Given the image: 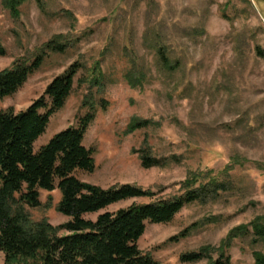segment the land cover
Returning <instances> with one entry per match:
<instances>
[{
    "label": "rangeland",
    "instance_id": "obj_1",
    "mask_svg": "<svg viewBox=\"0 0 264 264\" xmlns=\"http://www.w3.org/2000/svg\"><path fill=\"white\" fill-rule=\"evenodd\" d=\"M42 1L45 13L27 0L13 17L0 0V71L32 61L52 39L70 46L49 54L21 89L0 100V110L21 112L71 64L82 69L35 150L94 111L83 145L93 151L95 169L77 178L102 189L135 186L158 199L180 195L190 175L223 178L235 160L230 192L185 207L168 224L146 225L138 247L159 264H210L209 258L182 263L180 257L210 247L216 260L233 229L252 232L254 222H264V0ZM157 30L171 58L181 60L173 74H158L155 52L144 45V36L152 39ZM129 71L140 84L132 86ZM140 72L146 73L143 82ZM136 123L143 125L132 129ZM141 149L163 160L162 167L142 168ZM59 201L57 190L40 191V207L27 209L31 220L54 227L67 222L56 211ZM146 202L129 200L107 211ZM186 229V237L170 241ZM251 240L230 242L231 264H254L256 255L264 256V241Z\"/></svg>",
    "mask_w": 264,
    "mask_h": 264
},
{
    "label": "trees",
    "instance_id": "obj_2",
    "mask_svg": "<svg viewBox=\"0 0 264 264\" xmlns=\"http://www.w3.org/2000/svg\"><path fill=\"white\" fill-rule=\"evenodd\" d=\"M26 1L3 0V3L10 14L17 17L18 8ZM35 1L45 13L43 1ZM146 34L149 35V31ZM152 36V39L144 36V45L155 52L158 74H173L181 67V60L171 58L169 45L158 30ZM69 46L52 39L32 61H16L9 69L0 71V100L21 89L49 54H63ZM3 56L5 50L0 45V57ZM81 69L78 63L71 64L25 110L19 113L0 110V253L3 264H159L138 247L146 225L168 224L185 207L215 201L232 190L229 174L235 160L224 169L223 178L212 172L190 175L181 183V194L166 199H158L154 192L131 185L102 189L82 182L77 174H91L95 169L93 151L83 145L85 133L95 118L94 111L80 118L77 127L55 134L35 150L34 145L44 135L49 119L71 96L74 79ZM138 74L143 82L146 73ZM125 77L133 87L140 84L130 71ZM141 125L136 123L132 129ZM139 160L144 169L162 167L164 163L145 149L139 150ZM54 190L60 194L56 211L68 221L57 227L46 220L33 222L27 209L40 207V191ZM129 200L147 202L107 211L110 206ZM93 214H98L94 220L85 218ZM262 221L259 219L252 224V232H248L247 226L233 229L218 247L216 260H211L213 248L204 247L181 256L180 261L196 263L209 258L210 264H231L227 254L230 242L248 236L255 244L264 241ZM186 233L187 229L170 241L184 238ZM254 264H264V256L256 255Z\"/></svg>",
    "mask_w": 264,
    "mask_h": 264
}]
</instances>
